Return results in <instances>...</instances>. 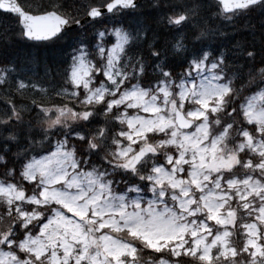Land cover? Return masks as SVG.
Returning <instances> with one entry per match:
<instances>
[{
  "label": "snow or ice",
  "instance_id": "1",
  "mask_svg": "<svg viewBox=\"0 0 264 264\" xmlns=\"http://www.w3.org/2000/svg\"><path fill=\"white\" fill-rule=\"evenodd\" d=\"M0 264H264V0H0Z\"/></svg>",
  "mask_w": 264,
  "mask_h": 264
},
{
  "label": "trees",
  "instance_id": "2",
  "mask_svg": "<svg viewBox=\"0 0 264 264\" xmlns=\"http://www.w3.org/2000/svg\"><path fill=\"white\" fill-rule=\"evenodd\" d=\"M33 2H34V3H40L41 0H33ZM244 23H245L244 21H240V22L238 23V25H237V28L240 29V30H242V29H243V24H244ZM253 23H256V21H253ZM223 27H224L227 31H229V32L232 31V27L229 26V25H223Z\"/></svg>",
  "mask_w": 264,
  "mask_h": 264
}]
</instances>
